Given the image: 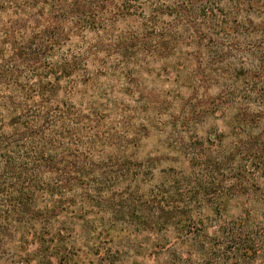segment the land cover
<instances>
[{"label":"trees","instance_id":"16d2710c","mask_svg":"<svg viewBox=\"0 0 264 264\" xmlns=\"http://www.w3.org/2000/svg\"><path fill=\"white\" fill-rule=\"evenodd\" d=\"M0 264H264V0H0Z\"/></svg>","mask_w":264,"mask_h":264},{"label":"rangeland","instance_id":"374dc122","mask_svg":"<svg viewBox=\"0 0 264 264\" xmlns=\"http://www.w3.org/2000/svg\"><path fill=\"white\" fill-rule=\"evenodd\" d=\"M164 90H168V89H171V83H167L166 85H164L163 87ZM200 102H202L201 100H199ZM202 131L200 130L199 131V134H201ZM153 143V141L149 142L147 145H145V149L144 151H148L150 148H151V144Z\"/></svg>","mask_w":264,"mask_h":264}]
</instances>
